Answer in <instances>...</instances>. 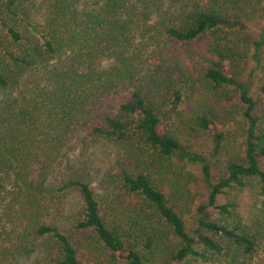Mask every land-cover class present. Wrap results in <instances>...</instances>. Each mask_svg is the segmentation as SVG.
I'll list each match as a JSON object with an SVG mask.
<instances>
[{
    "label": "trees",
    "instance_id": "trees-1",
    "mask_svg": "<svg viewBox=\"0 0 264 264\" xmlns=\"http://www.w3.org/2000/svg\"><path fill=\"white\" fill-rule=\"evenodd\" d=\"M263 1L0 0V215L9 222L15 251L40 241L50 264H144L131 227L123 226L131 211L176 240L170 264H214L210 256L255 250L257 238L248 229L214 221L209 213L231 217L233 205L217 204V197L247 181H255L264 196V85L250 94L240 78L246 57L238 49L246 29L243 6L254 10ZM149 40L153 47H196L193 64L181 68L177 62L144 75L134 47ZM251 47L257 67L264 27ZM102 60L111 64L101 67ZM35 69L40 75L23 85ZM193 71L221 102H241L243 143L209 183L207 202L196 208L187 230L181 200L154 177L151 161L157 156L196 164L211 179L209 164L170 127L180 116L191 132L209 136L213 156L224 147L223 122L212 110L180 108L192 91L187 73ZM82 134L129 148L117 181L123 198L118 207L127 218L115 203L99 199L89 182L59 176L68 146ZM71 193L79 207L68 226H59L54 214Z\"/></svg>",
    "mask_w": 264,
    "mask_h": 264
},
{
    "label": "rangeland",
    "instance_id": "rangeland-1",
    "mask_svg": "<svg viewBox=\"0 0 264 264\" xmlns=\"http://www.w3.org/2000/svg\"><path fill=\"white\" fill-rule=\"evenodd\" d=\"M168 3L172 0H166ZM37 1L36 5H40ZM175 7V6H174ZM246 13L242 19L246 29L240 32L239 37L243 43L238 49L246 58L241 60L242 69L241 81L247 83L250 94L254 95L258 89L264 85V48L260 56V65L255 66L251 56L253 47L251 44L258 41L264 27V1L254 10H249L246 6ZM149 37V36H148ZM137 38V35H136ZM146 47H134L144 64V75L150 76L152 71L165 70L168 66L175 68L178 62L183 68L184 64L191 63L192 54L196 47H169L162 43L164 47H153L151 41H147ZM186 63L182 59H187ZM178 60L173 62L174 60ZM111 64L108 60H102L101 67L107 68ZM42 70H33L25 74L23 85L33 83L37 75ZM192 85V91L184 99L181 109L195 108L203 109L204 112L212 110L223 122L220 129L226 132V142L221 152L217 156L211 154L212 143L208 135L203 132L193 133L180 116L174 117L171 129L178 133L180 141L191 149L192 152L200 154L210 166L211 179L204 178L199 165L168 160L163 162L154 156L151 161V171L155 178L160 179L163 184L174 191L176 197L183 204V220L187 230L193 226L196 217V208L205 205L209 194V183L214 184V180L220 176L225 167L228 157L242 149L243 125L242 109L243 105L235 98L233 101L221 102L218 99V92L201 80L202 75L197 72L187 73ZM159 75V74H158ZM22 85V86H23ZM221 91V90H219ZM222 92V91H221ZM15 91L10 93L14 96ZM191 93V94H190ZM210 109H209V108ZM129 148L111 140L80 135L74 139L59 168V176L78 177L89 182L96 196L103 200L106 205H117L116 210L121 217L127 218V214H122L118 203L123 199L118 191L119 174L124 165H127ZM7 189L9 187L7 186ZM5 195L3 191L1 196ZM7 201V200H4ZM1 202V199H0ZM126 202H129L126 200ZM80 199L76 193H71L64 207L59 213L54 214L53 221L59 226H68L79 207ZM1 209L5 210V202L2 201ZM217 204L233 205L231 217L223 218L217 213H209L210 219L224 222L226 219L229 225H241L242 229H248L257 238V247L250 255H244L240 249L234 251L232 257L227 258L210 256L209 262L214 264H264V196L259 192L255 181H247L243 188L234 187L225 190L223 195L217 197ZM133 205V203H132ZM112 207H116L113 206ZM0 210V214H3ZM0 215V264H50L45 257V250L39 242H29L23 244L24 247L15 251L13 243L14 235L11 233L9 222L6 216ZM129 218L125 220L123 226L126 229L131 227L128 232L132 237V242L137 243V249L144 256V264H170V249L173 248L176 240L172 235L167 234L156 221H146L144 218L136 217L137 213L130 212ZM148 240L151 241L150 245ZM147 245V247H146ZM30 251V255L26 254ZM198 261V260H197ZM190 262V261H189ZM191 263V262H190Z\"/></svg>",
    "mask_w": 264,
    "mask_h": 264
}]
</instances>
